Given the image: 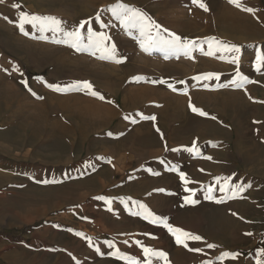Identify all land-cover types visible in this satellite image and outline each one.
Listing matches in <instances>:
<instances>
[{"label": "rangeland", "instance_id": "1", "mask_svg": "<svg viewBox=\"0 0 264 264\" xmlns=\"http://www.w3.org/2000/svg\"><path fill=\"white\" fill-rule=\"evenodd\" d=\"M120 2L140 9L182 38L196 40L204 53L208 51V45L202 43L206 38L237 45L241 49L240 61L238 65L230 63V53L208 56L200 48L192 52L191 58L171 54L165 58L163 51L145 53L110 12H101L117 0L0 3V50L4 56L0 66L4 74L13 72V83L18 88L2 95L0 110L5 113L17 105L19 119L34 120L42 131L62 133L52 153L57 156L55 161L62 164V211L70 213L66 223L71 227L78 228V215L90 221L81 223L91 233L87 239L82 238L87 234H74L76 240L66 234L65 239L56 240L60 245H51V251L38 245L37 253L48 252L46 264H94L80 260L91 258L89 252L97 255L92 258L99 262L108 258L106 255L114 251L107 246L111 241L121 253L134 257L138 264H146L142 248L135 243L138 240L145 247L166 252L169 264L263 262L258 250L264 249V66L257 71L255 57L264 54V0H239L240 8L228 0H203L207 12L191 0ZM14 3L21 7L13 8ZM249 7L253 13L242 10ZM20 11L55 16L68 29L91 20L83 34H87L89 26L104 32L110 37L108 43L115 44L116 59L121 62L101 60L100 53L93 55L91 49L78 52L55 43L62 39L60 34L42 33L30 25L25 26L30 34H21L16 26ZM98 12L106 27L95 20ZM237 71L253 82L243 88L234 87ZM207 73L219 75L220 79H194ZM21 81H26L28 87ZM77 81L90 82L105 99L72 88ZM48 85L65 90L57 92ZM143 91L146 97L130 101L131 95ZM86 101L104 107L105 114H85ZM190 104L207 115L194 113ZM142 115L156 119L144 120ZM193 142L196 149L186 151ZM173 148L178 151H171ZM180 172L192 181L188 187L196 191L192 199L197 203L184 202L183 197L189 194L184 192ZM221 177L228 179L229 191L237 184L245 190L228 199L219 191L224 181L216 183ZM209 186L214 189L215 199L225 197L223 203L205 198ZM100 196L112 200V211L97 199ZM121 199L128 200L127 207ZM132 201L144 203L154 214L201 236L202 241L188 240L187 248L177 245L163 227L150 228L141 217L130 214L136 211ZM8 210L0 208V264H17L21 260L23 264L31 263L28 259L35 253L24 247L30 244L24 235L32 226L17 232ZM221 216L228 221H222ZM209 243L216 247L208 248ZM224 252L239 255L224 258ZM40 258L33 262L40 264ZM112 261L124 264L114 257ZM153 264L159 262L154 260Z\"/></svg>", "mask_w": 264, "mask_h": 264}, {"label": "snow or ice", "instance_id": "2", "mask_svg": "<svg viewBox=\"0 0 264 264\" xmlns=\"http://www.w3.org/2000/svg\"><path fill=\"white\" fill-rule=\"evenodd\" d=\"M230 4L240 8L241 4L239 0H228ZM0 3H4V0H0ZM191 3L200 9H203L205 12L208 11L207 5L203 2V0H191ZM13 8H20L21 6L17 3L12 5ZM243 11H247L249 13H253L254 9L252 8H242ZM110 12L112 17L119 21L121 27L125 30V32L135 39L139 43L140 49L148 54H151L152 51H163L165 54V58H168V55H175L177 57L183 55L184 57L191 58V54L197 48H200L203 54L208 56H214L217 52L220 53H230V57H228L229 62L233 64H239L240 61V52L241 49L239 46L234 44H227L221 41L216 40V38H206L202 43L208 45V51L206 53L203 52V48L200 43L196 40L182 38L181 36L169 31L166 28H163L159 23L152 20L149 16H147L143 11L137 9L135 7L128 6L120 0H117V3L109 6L107 9H102L101 12ZM101 12L96 14L95 20L101 22V27H106L101 21ZM18 24L16 25L21 34L28 36L30 33L29 31L25 30L26 25H30L32 28H37L40 32L50 31L56 34H60L62 39H57L55 43H62L71 47L72 49L82 52L88 50H94L91 54L95 55L97 52L100 53L99 59L101 60H114L116 63H120L119 59H116L117 56V49L115 44L108 43L110 41V37L107 36L102 31H94L92 27L86 28V35L83 34L82 30L85 29L86 25H90L92 23L91 20H83L78 23V25L71 27L70 29L64 26V22L52 15H39V14H30L24 11H20L18 17ZM138 33V35H133V33ZM225 57L222 55L221 59ZM256 60V70L260 71L261 67L264 66V54H257L255 57ZM14 71H19V69H13ZM23 75V73H21ZM196 80H211L216 79L219 80V75L214 73H207L203 76L194 77ZM25 84L27 88V82L21 81ZM163 82V81H162ZM246 76L241 75L239 71L236 73V79L232 81V84L236 88H243L246 84L252 83ZM48 87L52 88V90L60 92L64 91L59 85H48ZM72 88L80 91H86L93 97H97L100 100H104L105 97L100 95L98 92L93 90V85L88 81H77L73 85ZM169 87H172L169 85ZM172 90L175 91L176 89L172 87ZM31 91V89H29ZM36 95L35 93H32ZM38 99H42V97H37ZM111 103V101H109ZM194 113H198L200 116H206L207 113L193 107L191 104L189 105ZM215 119V117H212ZM127 119V117H126ZM142 119L144 120H153L155 121V116H143ZM135 122V121H133ZM157 131L159 129L157 128ZM161 138H163L161 134ZM167 150V146H165ZM196 149L195 142H193V146L191 148L186 149L188 152H193ZM171 151L175 152L178 149L173 148ZM208 159H211L208 157ZM163 163V161H161ZM158 174V173H157ZM180 180L184 184V192L188 193L189 195L184 196L183 200L186 204H195L197 203L196 200L192 199V197L196 196V191L192 188H189L188 185L192 183L186 177V174L183 172L179 173ZM221 180L224 181V185L219 188V191L225 193L228 199L236 198L240 192H243L244 186L237 184L234 188L229 191L228 186V179L226 177L217 178L216 183L220 184ZM47 183V181H44ZM158 191H164L160 189ZM207 196L205 197L208 200H214L215 197L212 195L214 189L209 186L207 189ZM97 199L103 200L105 204L109 205L108 210L112 211L110 205L112 204V200L100 196ZM225 197H221L220 199H215L216 203H223ZM121 203L128 206V200L121 199ZM132 207L136 209V211L131 212L130 214L141 217L143 220L147 221L148 223L163 227L167 230L168 233L174 237L175 242L177 245H184L186 248L188 247L186 241H202V237L199 235H194L188 231L181 229L180 227H175L168 222L167 217H162L159 215L154 214L147 205L141 203L139 201H132ZM236 215V213H233ZM250 235L251 233H247ZM76 235L82 236L81 233H76ZM89 246H91L92 241L88 238ZM127 243V241H125ZM135 243L142 248L146 264H153V261H158L159 264H169L168 255L166 252L162 250H154L149 247H145L141 244L140 241H135ZM107 246L110 249H114L112 255L114 258L124 261V264H138V261L134 257H130L126 254L121 253V251L115 247V245L111 242H107ZM207 247L212 249L215 248L216 245L214 244H207ZM189 251H197L199 252L200 249H193L188 248ZM99 252V249H96ZM264 254V253H262ZM238 253H230L224 252L222 257L224 258H232L235 259L238 256ZM206 264H212L211 261L206 262ZM258 264H264V262H258Z\"/></svg>", "mask_w": 264, "mask_h": 264}, {"label": "crops", "instance_id": "3", "mask_svg": "<svg viewBox=\"0 0 264 264\" xmlns=\"http://www.w3.org/2000/svg\"><path fill=\"white\" fill-rule=\"evenodd\" d=\"M3 59L4 56L0 50V65ZM15 79L13 72L4 74L0 66V101L2 95L8 94L9 91H18L13 83ZM19 109L16 105L5 113L0 110V208L9 209L8 212L17 232L32 226L26 229L29 231L24 235L25 239L30 241V244L24 247L34 250L33 253H35L31 259H28V262H31L28 264H36L33 261L39 256H41L40 264H46L44 257L48 252L37 253L38 245L49 248L51 251V245H60V242L56 240L65 239L66 234L75 240L76 233L87 234L82 236L83 239L91 236L86 227L82 226L83 223L89 224L90 221L78 215V228L76 226L72 228L66 223L70 213L62 211V164L55 161L57 156L52 155L56 149L53 144L57 138L62 139V133L42 131L37 129L34 120L19 119ZM219 211L216 210V212ZM221 218L222 221H228L224 219L225 217L221 216ZM96 220L98 223L99 219ZM144 224L150 228L155 227L147 221ZM170 224L173 225V223ZM67 225L70 227L69 233H67ZM58 249L62 250V247ZM258 251L264 262V254H262L264 249ZM87 255L91 258H81L80 261L94 262V264H104V262L112 264L113 262L112 253L106 255L108 258H101V263L98 258H92L97 255L90 252ZM22 262L23 260L18 261L17 264H23Z\"/></svg>", "mask_w": 264, "mask_h": 264}, {"label": "bare ground", "instance_id": "4", "mask_svg": "<svg viewBox=\"0 0 264 264\" xmlns=\"http://www.w3.org/2000/svg\"><path fill=\"white\" fill-rule=\"evenodd\" d=\"M246 29V28H245ZM139 97H146V91H143V92H140V93H136V94H134V95H131L130 96V101H132V102H135V98H138L139 99ZM169 98H171V100H172V97H169ZM75 100H76V98H74ZM168 99V98H167ZM78 100H79V98H78ZM78 100H76V102L78 101ZM84 101V100H83ZM80 101H78V103H79ZM81 102H82V99H81ZM75 104V103H74ZM85 104H86V106L84 107V113L85 114H87V115H89V116H99L100 114H105V108L104 107H102V106H100V105H98V104H95V103H93V102H88V101H86L85 102ZM168 104H170V105H173L172 103H169L168 102ZM80 105V104H79ZM73 107H74V105H73ZM81 109H82V107H81ZM71 113V112H70ZM76 113V112H75ZM74 113V114H75ZM77 114V113H76Z\"/></svg>", "mask_w": 264, "mask_h": 264}]
</instances>
